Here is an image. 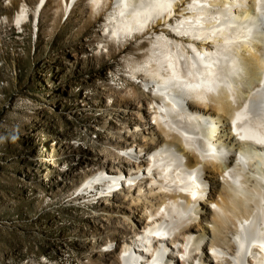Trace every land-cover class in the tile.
Wrapping results in <instances>:
<instances>
[{
  "label": "bare ground",
  "instance_id": "bare-ground-1",
  "mask_svg": "<svg viewBox=\"0 0 264 264\" xmlns=\"http://www.w3.org/2000/svg\"><path fill=\"white\" fill-rule=\"evenodd\" d=\"M49 2L129 49L74 189L98 198L89 264H264V0H7L1 20L38 31Z\"/></svg>",
  "mask_w": 264,
  "mask_h": 264
},
{
  "label": "rangeland",
  "instance_id": "rangeland-1",
  "mask_svg": "<svg viewBox=\"0 0 264 264\" xmlns=\"http://www.w3.org/2000/svg\"><path fill=\"white\" fill-rule=\"evenodd\" d=\"M56 7L48 3L38 31L0 10V264H89L100 239L98 198L74 189L83 150L101 149L119 126L108 89L125 86L116 70L129 49L97 47L101 18L90 21L89 8Z\"/></svg>",
  "mask_w": 264,
  "mask_h": 264
}]
</instances>
